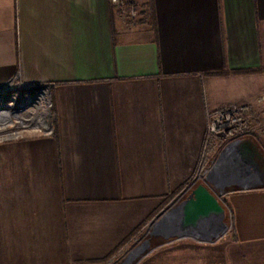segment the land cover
Listing matches in <instances>:
<instances>
[{"label":"crops","instance_id":"1","mask_svg":"<svg viewBox=\"0 0 264 264\" xmlns=\"http://www.w3.org/2000/svg\"><path fill=\"white\" fill-rule=\"evenodd\" d=\"M132 2L135 24L110 0H0V83L50 85L55 115L52 135L0 139V264L109 259L197 178L208 111L264 90V0ZM224 202L217 241L140 264H264V186Z\"/></svg>","mask_w":264,"mask_h":264},{"label":"built area","instance_id":"2","mask_svg":"<svg viewBox=\"0 0 264 264\" xmlns=\"http://www.w3.org/2000/svg\"><path fill=\"white\" fill-rule=\"evenodd\" d=\"M111 3L116 6L119 9V13L121 17H125L129 23L135 24L137 23V20L139 18L138 14V8L135 3H130L127 5L126 0H110ZM29 84L25 83L19 78V75L17 74L15 77L12 79H9L7 81H4L3 83H0V100H7L5 97L8 93H10L9 98L11 100H16V99H24V95H28V98H33L37 96L45 87L49 88L50 91V85H43L41 87V90L36 93L29 92L27 93V89L29 88ZM19 92V93H18ZM51 92V91H50ZM35 94V95H34ZM51 97V96H50ZM12 102V103H13ZM5 103L0 102V110H4L2 107H4ZM53 105V104H52ZM53 107V106H52ZM249 107L245 104L242 103H230L228 105H225L219 109L216 110H209L207 114V141H206V147H205V152L203 156V165L201 166L199 175L197 178L189 184L185 189H183L172 201H171V208H178L181 200L186 196L187 192L191 189V187L196 184L200 180H204L209 187L216 193V189L214 186H212L210 183L207 181L212 182L208 178V174L215 168L216 164L220 160L221 156L224 154V152L232 147L233 143L236 142L237 140L243 139L245 137H252L256 138L253 132L251 131L250 127V121H249ZM9 120L11 121V124L6 125L9 123ZM52 122V118H51ZM54 122H55V116H54ZM12 125V119L11 117L9 118L5 114L0 116V126L8 127ZM55 130V125L52 122L51 123V128L46 129L42 134L43 135H52ZM34 134L32 129L28 133H24L23 131H10L7 132V134H4L0 139L3 140H11V139H16V138H25L30 135ZM219 137L221 140L225 142V146L223 150L220 152V157L219 160L215 162L212 168H205V164L207 162L208 158V147L212 139ZM244 188H252L255 186L249 185V186H243ZM217 194V193H216ZM220 199L224 202V199H222V196L217 194ZM225 203V202H224ZM169 209H165L163 212L167 211ZM162 212V213H163ZM161 213V215H162ZM160 215V216H161ZM158 216L156 218V221L160 218ZM155 222V221H154ZM153 222V223H154ZM153 228V226L151 225ZM222 227L224 228L218 233L214 232V228L211 230H206L205 233L201 237H192L200 241H207V242H215L217 241L220 237L225 235L231 228V223L229 224L222 223ZM154 230V229H153ZM208 231V232H207ZM212 231V233H211ZM140 232H138L134 237L135 241V247L132 248L129 255L126 257V261L121 262L120 264H136L138 259H133L131 260V253L133 251H148L146 250V245H145V239L147 238V235H143L142 237H139ZM210 234V235H209ZM189 237V236H188ZM143 255V254H142ZM141 255V256H142ZM116 256V255H115ZM140 256V257H141ZM129 260V261H128Z\"/></svg>","mask_w":264,"mask_h":264},{"label":"water","instance_id":"3","mask_svg":"<svg viewBox=\"0 0 264 264\" xmlns=\"http://www.w3.org/2000/svg\"><path fill=\"white\" fill-rule=\"evenodd\" d=\"M232 149L252 178V186H264V150L252 137L233 143ZM228 211L225 203L204 181L194 184L178 207L176 229L166 238L201 237L206 230L215 227L218 221L225 224ZM146 250L151 247V238L145 239Z\"/></svg>","mask_w":264,"mask_h":264},{"label":"rangeland","instance_id":"4","mask_svg":"<svg viewBox=\"0 0 264 264\" xmlns=\"http://www.w3.org/2000/svg\"><path fill=\"white\" fill-rule=\"evenodd\" d=\"M253 84H255V82ZM250 88L251 87H249V90H250ZM40 90H41V87L39 89L37 88L35 92L38 93ZM251 92L252 93L248 97V104H247V106L250 107V109H249L250 115H248L249 116L250 125H251L250 129H251V131L253 132V134L256 137L255 140L259 144L264 145V90L262 89V87L261 88H257L256 87V89L251 90ZM27 93H29V92H27ZM49 93H50V96H51V92L50 91H49ZM9 95H10V93H8L5 96L7 98V100H5V101L0 100V102L5 103L4 107H2L4 110H1L3 112L9 110L10 108H12L13 100H11V98H9ZM24 97L28 98V95L25 94ZM50 101H51V103H50L49 111H50V127H51V118H52V122L54 123V116L55 115H54V112H53V107H52L53 105H52V98L51 97H50ZM45 111L46 110H44V115L46 116V112ZM3 114L8 116L6 114V112L3 113ZM8 117L9 118L11 117L12 125L8 126V127H3V128L0 126V137H2L4 134H7V132H10V131H17L18 130V131H23L26 134L32 129L34 134H42L47 129L46 127H43V126H36V127L21 126V125H19V118H18L17 115H12L11 114ZM27 117L28 116L24 115L23 116V120L25 121ZM9 124H11L10 120H9V123H7L6 125H9ZM214 144H213V146H215V149H213L214 147H211L210 152H207L208 153V158H207V162L205 164V168L206 169L207 168H212L213 165L215 164V162L217 160H219L220 152L223 150V148L225 146V142L223 140H221L219 137H216V139L214 140ZM208 151H209V147H208ZM202 165H203V161H202ZM230 179L231 178H228L226 180L229 181ZM236 180H233V178H232V181L230 180V182L227 185H225L222 189L219 188L217 186V184L214 181H212V180H211L212 182H210V181H207V182L210 183L212 186H214L215 189H216V193L219 194L220 196H222V199H224L229 192L237 191V190H240V189L244 188L241 184L235 183L234 181H236ZM171 204L172 203L170 201L169 204L167 205L166 209H171ZM226 207H227V205H226ZM227 211H228V217L224 221L227 224H229V222H230V212H229L228 207H227ZM160 215L158 214L156 217H158ZM162 216L163 215H161L160 217H162ZM156 217H155V222H156ZM151 223L152 222L148 223L147 226L145 225L143 228H141L138 231V232H140L139 237H142L143 235H147L146 237H150L152 239L151 240L152 241L151 248H153V246H155L156 243H162V242H166V241H169V240L173 239V238H166L165 235H169V233L171 234V233H174V232H170L167 229L163 230V228H161V229L158 228L156 230H153L154 228L151 227ZM152 226H153V224H152ZM165 228H167V227H165ZM223 229L224 228L222 227V225H218V226L216 225L214 227V232L217 233V232H220ZM134 247H135V241H134V239H132L128 243H126V245L124 247L119 249L114 255L109 257V259L103 261L101 264H120L121 262L126 261V257L131 252L129 250H131ZM148 252H150V251H145V253H143V255L141 257H139V259L136 262V264H140V262L142 261L144 256L147 255Z\"/></svg>","mask_w":264,"mask_h":264},{"label":"bare ground","instance_id":"5","mask_svg":"<svg viewBox=\"0 0 264 264\" xmlns=\"http://www.w3.org/2000/svg\"><path fill=\"white\" fill-rule=\"evenodd\" d=\"M50 93L49 88L43 89L39 95L33 98L16 99L13 102L12 108L7 111L0 110V116L6 112L9 115H17L19 118V125L25 127L43 126L50 129ZM46 110V116L44 115ZM28 116L26 120H23V116ZM52 123V122H51ZM7 126V125H4ZM4 126H1L2 128ZM225 175V176H224ZM208 178L214 181L219 188H223L230 180H236L235 183L242 186H249L254 184L255 180L250 173L241 166V163L236 155H234L232 147L228 148L221 156L220 160L216 164L215 168L208 174ZM231 178L229 181L226 180ZM225 180V181H224ZM162 217L153 223L156 229L168 230L174 232L176 229V221L178 216V208H171L162 213ZM222 225V222L218 221L216 224ZM215 225V226H216ZM167 227V228H165ZM169 227V228H168ZM208 232V231H207ZM212 233V231H211ZM218 233V232H217ZM170 234V233H169ZM210 235V234H209ZM145 251H133L131 253V260L138 259ZM129 261V260H128Z\"/></svg>","mask_w":264,"mask_h":264},{"label":"trees","instance_id":"6","mask_svg":"<svg viewBox=\"0 0 264 264\" xmlns=\"http://www.w3.org/2000/svg\"><path fill=\"white\" fill-rule=\"evenodd\" d=\"M172 196H173V194L172 195H169L168 198H167V201H169L172 198ZM151 243H152V241H151Z\"/></svg>","mask_w":264,"mask_h":264},{"label":"flooded vegetation","instance_id":"7","mask_svg":"<svg viewBox=\"0 0 264 264\" xmlns=\"http://www.w3.org/2000/svg\"><path fill=\"white\" fill-rule=\"evenodd\" d=\"M153 228H155V227L153 226Z\"/></svg>","mask_w":264,"mask_h":264}]
</instances>
